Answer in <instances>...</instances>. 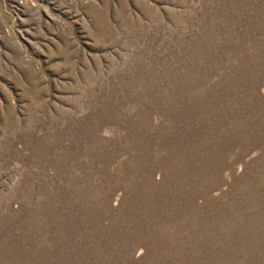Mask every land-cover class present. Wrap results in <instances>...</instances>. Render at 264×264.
<instances>
[{"label": "rangeland", "instance_id": "rangeland-1", "mask_svg": "<svg viewBox=\"0 0 264 264\" xmlns=\"http://www.w3.org/2000/svg\"><path fill=\"white\" fill-rule=\"evenodd\" d=\"M0 264H264V0H0Z\"/></svg>", "mask_w": 264, "mask_h": 264}]
</instances>
